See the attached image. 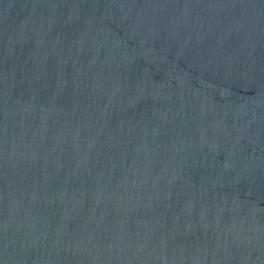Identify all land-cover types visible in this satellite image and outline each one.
I'll return each mask as SVG.
<instances>
[{
    "label": "water",
    "instance_id": "obj_1",
    "mask_svg": "<svg viewBox=\"0 0 264 264\" xmlns=\"http://www.w3.org/2000/svg\"><path fill=\"white\" fill-rule=\"evenodd\" d=\"M0 264H264V0H0Z\"/></svg>",
    "mask_w": 264,
    "mask_h": 264
}]
</instances>
